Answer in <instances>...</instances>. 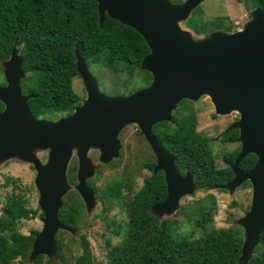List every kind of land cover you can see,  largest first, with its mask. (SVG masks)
I'll return each mask as SVG.
<instances>
[{"label": "water", "instance_id": "obj_1", "mask_svg": "<svg viewBox=\"0 0 264 264\" xmlns=\"http://www.w3.org/2000/svg\"><path fill=\"white\" fill-rule=\"evenodd\" d=\"M102 26L105 14L134 28L144 38L149 52L140 66L152 74V82L128 95L102 93L97 78L76 50L77 72L82 77L85 100L73 111L57 119L37 118L28 100L34 93L22 91V58L12 49L2 62L5 84L0 85V162L17 157L33 164L35 185L43 211V227L32 243L33 260L38 255L57 253L58 229L72 230L58 218L62 195L68 189L67 164L73 150L78 157L76 190L92 201L86 180L94 165L87 155L91 147L100 149L99 159L109 162L118 155V134L125 126L136 124L152 149L154 172L164 171L167 193L152 207L155 214L167 213L177 206L180 195L195 187L189 172H176L174 156L161 145L152 127L160 121L173 122L172 111L183 99L208 95L218 114L237 112L238 119L225 132L238 129L241 144L231 168L234 177L221 187L234 190L245 180L252 187L250 210L238 220L245 228L243 263L246 264L264 231V9L255 7L251 19L234 32L214 31L194 40L179 22L204 0H95ZM48 148L45 163L34 154ZM254 154V165L239 169V162Z\"/></svg>", "mask_w": 264, "mask_h": 264}, {"label": "trees", "instance_id": "obj_2", "mask_svg": "<svg viewBox=\"0 0 264 264\" xmlns=\"http://www.w3.org/2000/svg\"><path fill=\"white\" fill-rule=\"evenodd\" d=\"M180 3L183 0H172ZM251 2L253 8L264 9V0H236ZM197 33L199 29L192 25ZM204 24V23H203ZM230 27H228V30ZM12 49L22 58V91L34 93L28 100L32 114L43 118L46 113L67 115L81 103L80 96L72 88L73 77L79 75L76 50L82 60L103 65L113 72L140 68L149 52L142 35L105 14L102 26L95 0H0V61L10 57ZM186 100H182L184 102ZM180 102V103H181ZM179 103V104H180ZM4 105L0 101V111ZM196 126L193 113H187L176 125L158 122L153 131L161 145L175 157L181 173L195 175V186L207 189L221 185L232 175L230 166L217 167L211 158L206 138L192 135ZM236 131L231 130L224 142H235ZM238 149L223 158L230 164ZM256 161L248 154L239 163L243 170L250 169ZM153 169L154 160L146 163ZM13 179L6 177L5 184ZM122 180H115L104 187L108 197L123 198ZM166 196L161 170L145 178L142 189L127 203L129 222L122 240L106 255L104 264H244L241 258L244 240L235 227H216L213 215L217 208L215 197L206 196L195 203L182 205L181 219L161 218L153 213L152 205ZM21 197L11 196L4 203L0 214V264H14L27 260L32 243L39 230L24 234L18 229L21 219L34 217L35 211L27 208ZM83 210L79 199L63 203L58 218L63 224L75 225ZM189 230L183 232V225ZM65 232V231H63ZM82 254L73 263L92 264L87 242L79 240ZM57 252L63 259L62 244L56 240ZM44 255L34 259L43 264ZM45 262L50 260L45 259ZM246 264H264V231L260 235Z\"/></svg>", "mask_w": 264, "mask_h": 264}, {"label": "rangeland", "instance_id": "obj_3", "mask_svg": "<svg viewBox=\"0 0 264 264\" xmlns=\"http://www.w3.org/2000/svg\"><path fill=\"white\" fill-rule=\"evenodd\" d=\"M253 9L252 3L248 1L243 3L236 0H204L192 10L185 20L180 21L179 25L183 30L188 31L194 40H199L209 36L214 31L229 33L242 29L244 24L251 19ZM189 18L194 21L192 25L199 29V33L187 24ZM88 68L97 78L100 91L108 95H128L147 87L153 79L151 72L141 66L119 72H113L111 69L95 63L88 65ZM4 84V68L0 61V85ZM72 88L80 96L82 103L86 98V90L80 75L73 77ZM185 100L184 102L180 101L181 103L179 102L180 104L176 106L177 109H175L172 118L179 120L192 111L196 120L197 134L195 135L208 140L211 149L210 155L214 164L217 167L223 166L225 162L227 163L223 155L236 149L238 143H222L217 141L216 135L227 124L232 123L235 114L238 115L237 112L216 113L208 95H200L195 100ZM62 116V114L46 113L43 118L57 119ZM118 138L120 141L118 155L109 162H103L99 159L100 149L97 147H91L88 150L87 155L94 165L92 176L86 180L87 185L92 190L93 197L89 204H86L85 199L75 188L78 183V157L76 151L73 150L66 168V178L69 185L67 191L62 195V202L70 203L74 198L79 199L83 205V210L79 221L75 225H68L72 228L71 231L58 229L55 234V240H59L62 244L63 259L56 251L55 254H44L43 264L73 263L75 258L82 254L80 239L87 242L92 264H104L108 251L122 240L124 229L129 222L127 203L140 192L145 178L150 177L152 170L147 167L146 163L152 162L154 156L146 138L136 124L131 123L125 126L118 134ZM33 152L42 163L47 161L48 148H36ZM6 175L13 180L5 184L3 180ZM35 178L36 171L33 164L28 161L10 157L0 162V214L4 203L11 196L21 197L25 201V206L35 211L34 217L21 219L18 222V229L24 234H28L33 229L40 231L43 227V211L39 205L40 192L35 185ZM115 180H122L125 184L122 189L123 198L121 200L108 197L104 191V187ZM208 194H212L216 200L217 208L213 215L215 226L235 227L245 241V228L238 220L250 210L251 183L239 184L232 191L227 189L220 191L215 187L199 189L195 186L192 190L179 196L177 206L174 209L169 213L163 210L159 216L161 218L181 219L180 208L182 205L195 203L201 199L206 201ZM156 204L154 203L152 207ZM189 228L185 224L181 230L185 232ZM45 259L50 260V262H45ZM14 264L21 263L15 261ZM22 264H35L31 251L28 259L23 260Z\"/></svg>", "mask_w": 264, "mask_h": 264}, {"label": "flooded vegetation", "instance_id": "obj_4", "mask_svg": "<svg viewBox=\"0 0 264 264\" xmlns=\"http://www.w3.org/2000/svg\"><path fill=\"white\" fill-rule=\"evenodd\" d=\"M183 100H185V99H183ZM181 101H182V100H181ZM178 104H179V103H178ZM175 109H177V108H175ZM175 109L172 111V115L175 114ZM190 112H192V111H190ZM190 112H189V113H190ZM193 116L195 117V114H194V113H193ZM237 119H238V115L235 114V116H234V118H233V121H235V120H237ZM173 120H174V119H173ZM176 120H177V119H176ZM176 120H174L173 122H169V123H171V124H173V125H176ZM233 121H232V123H233ZM160 122H161V121H160ZM167 122H168V121H167ZM157 123H158V122H157ZM157 123H155V124L153 125V127H154ZM232 123H231V124H232ZM229 125H230V123L227 124V125L222 129V131H220V132L216 135V138H217V141L219 140V141H221L222 143H224V141H223L224 136H225L229 131H231V130H235V131H236V139H237L235 142L238 143V147H237V149H238L237 154H238V152H239V150H240V146H241V144L238 142V133H239V131H238V129L233 128V129H231V130L225 132V130L227 129V127H228ZM153 133H154V131H153ZM195 134H197L196 126H195V129H194L192 135H195ZM154 135H155V133H154ZM155 136H156V135H155ZM156 137H157V136H156ZM195 137H196V135H195ZM157 139H158V137H157ZM158 140H159V139H158ZM159 141H160V140H159ZM225 143H234V142H225ZM149 147H150V146H149ZM151 151H152V149H151ZM152 153H153V151H152ZM170 154H171V153H170ZM153 156H154V164H155V162H156V157H155L154 153H153ZM235 157H236V155L234 156L233 161H234ZM224 162H225V160H224ZM174 163H175V168H176V172L178 173V175H180V176H185V174H186L188 171H185V172H183V173L180 172V170L178 169V167H177V165H176L175 157H174ZM239 163H240V162H239ZM231 165H232V163L228 164V163L225 162V164H224L223 166L219 167V169H220V168H224V167H226V166H230V168H231ZM153 166H154V165H153ZM239 169L242 170V171H245V170H243L242 168H240V166H239ZM231 170H232V168H231ZM152 172H153V173H156L157 171L154 172L153 169H152ZM161 172H162V175H163V178H164L165 188H166V193H167V185H166L165 175H164V172H163V171H161ZM190 174H191V173H190ZM191 176H192L193 181H194V183H195V175L191 174ZM6 177H8V176L6 175V176H5V179H6ZM233 177H234V172H233V170H232V175H231V177H230L228 180H226V181L224 182V184L227 183L228 181H230ZM5 179L3 180V183H5ZM241 184H242V185H244V184H250V181H249V180H245V181H243ZM221 186H222V185H221ZM213 187L217 188L216 185H213Z\"/></svg>", "mask_w": 264, "mask_h": 264}]
</instances>
